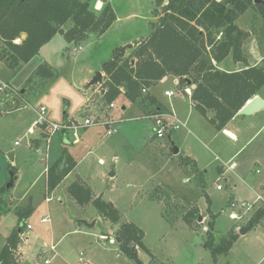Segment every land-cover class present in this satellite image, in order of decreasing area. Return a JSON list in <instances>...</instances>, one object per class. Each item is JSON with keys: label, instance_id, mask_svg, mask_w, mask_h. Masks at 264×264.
<instances>
[{"label": "rangeland", "instance_id": "374dc122", "mask_svg": "<svg viewBox=\"0 0 264 264\" xmlns=\"http://www.w3.org/2000/svg\"><path fill=\"white\" fill-rule=\"evenodd\" d=\"M99 1L103 6L105 0ZM107 1L116 21L102 37L90 36L79 44L83 48L79 53L72 51L78 45L65 44L61 35L51 42L49 64L57 75L53 80L44 82L34 77L28 82L40 64L37 56L16 70L0 61V81L20 94H0V189H5L12 205V210L0 218V253L18 225L17 209L31 207L33 211L25 220L31 229H25L23 254L18 256L22 264H46V260H50L48 264H78L81 254L91 264H137L119 252L116 235L127 223L143 232L144 248L136 250L145 264H264V217L245 235L239 233L264 207V128L236 159L239 167L235 173L219 174L221 159L208 172L197 174L191 166L178 164L181 158H175L171 148L172 144L178 148L174 135L169 138L167 133L158 139L154 121L141 106L120 96L114 101L115 107L108 110L102 84L90 87L91 81L104 62L115 54L119 56L117 50L133 44L119 57L132 55L136 44L149 35L150 24L162 17L161 3L167 0ZM237 25L252 32L243 42V56L252 65H263L261 17L248 10L238 18ZM222 67L238 71L244 68V62L235 61L232 52ZM104 75L103 83L107 79ZM166 91L178 92L172 76L151 88L157 101L168 109L180 98L189 99L184 93L168 98ZM260 96L264 99V87ZM1 104L12 111L1 113ZM91 104H95V113L88 114ZM40 106L48 109L50 120L57 124L72 120L81 123L87 114L94 117L109 112L111 117L106 120L110 119L116 132L109 135L110 126L97 125L78 129V143L73 130L59 131L46 139L40 128L32 125ZM261 112L264 122V110ZM35 140H41L38 147ZM64 158L73 159L77 167L51 191L47 169ZM10 166L16 169V177L11 175ZM78 179H83L94 198L105 201L108 196L106 202L118 210L119 222L103 219L92 202L82 207L69 196L67 188ZM47 198L51 200L47 202ZM233 203L235 208L231 207ZM241 203H248L250 209H240ZM193 209L199 212L198 217L189 214ZM232 212L238 220L230 217ZM211 223L214 245L233 232L237 235L232 248L217 257L208 244ZM52 245L55 251L49 249Z\"/></svg>", "mask_w": 264, "mask_h": 264}, {"label": "trees", "instance_id": "16d2710c", "mask_svg": "<svg viewBox=\"0 0 264 264\" xmlns=\"http://www.w3.org/2000/svg\"><path fill=\"white\" fill-rule=\"evenodd\" d=\"M97 1L0 0V61L9 69L16 70L38 56L40 50L57 35L63 36L68 44L75 45L90 36H103L116 21V13L109 1L101 10H96ZM255 1H162V17L150 24L149 35L136 44L132 55L123 59L115 54L103 63L101 70L107 76L102 83L106 103L111 104L124 96L149 115L167 112L149 94V89L163 78L174 76L180 80L181 87L191 88L194 108L204 117L209 111L214 112L210 123L217 130H223L248 101L260 95L264 87V60L261 66H248L235 72L221 71L213 63H221L232 52L235 61L246 62L242 46L250 35L238 27L237 20L246 11L252 10L261 17L264 26V2ZM69 23L71 26H68ZM22 35H26V39L19 42ZM56 76L50 65L42 63L28 82L34 77L45 82ZM187 80L191 81V86H188ZM144 89L148 90L147 94L143 93ZM76 165L73 159L64 158L51 166L47 172L49 190L54 191ZM193 169L197 173L196 165L192 166ZM9 170L16 177V169L10 166ZM67 193L82 207L92 202L103 219L119 222L118 210L111 203L94 198L84 181L71 184ZM5 194V189H0V218L12 210ZM32 211L31 207L17 209L18 225L6 239L0 253V264H22L18 256L25 240V220ZM189 214L198 217L199 212L193 209ZM253 216L252 221L256 225L264 217V207ZM189 218L188 215V221ZM212 230L213 223L208 231L211 236L208 244L213 256L226 254L237 239L236 233L214 245ZM116 237L121 255L135 260L137 264H145L137 255L136 247H143L144 237L137 226L124 224Z\"/></svg>", "mask_w": 264, "mask_h": 264}, {"label": "crops", "instance_id": "0c3cea01", "mask_svg": "<svg viewBox=\"0 0 264 264\" xmlns=\"http://www.w3.org/2000/svg\"><path fill=\"white\" fill-rule=\"evenodd\" d=\"M97 2L95 3L96 6H97ZM100 3H101V7L100 9L97 10H101L103 7L102 2ZM248 33L251 34L252 32L249 31ZM63 40L65 41L64 38ZM51 42H49L40 50V53L37 56L40 60L39 65H41L42 63H47L48 65H50L48 57H49V47L51 46ZM65 44L68 45L66 41ZM244 58L246 59V62H244V68L239 69L238 71H242L246 69L248 66H258V65L250 64L246 56ZM213 63L219 70L229 72L222 67L224 61H222L219 64L216 63L215 61H213ZM100 72L103 74V80H104V76H105L104 72H102V70ZM231 72H235V71H231ZM170 77L171 76H167L158 83H163L167 81ZM174 79L176 81L178 78L174 77ZM151 88L149 89V94L153 98H155V96L151 93ZM22 93H24V91H22ZM188 98L189 99L180 98V100L177 101V103H174L172 107L170 106V109L164 107V105L160 103L168 113H173L184 124V126L180 127L178 131H174V134H172L173 131L169 133V138L173 137L174 135V141H176L174 143L179 148L178 155H174L172 151V154L175 158L177 157H179V159L181 158L178 164L181 166L184 165V167L186 168H190V166L192 168L193 165H196L197 174L200 173L203 174L204 171L208 172L210 166L214 165L216 161H220L221 159H223L222 167L218 168L219 174L225 175L227 172L235 173L239 167V164L236 163L237 161L236 159H238L241 156V154L248 147V145L251 144L263 131L264 122L261 117L262 112L251 116H239L237 114L223 130H217L214 127V125L210 123V119L214 116V112L209 111L207 117L202 116L194 108L191 102V97L188 96ZM155 100L157 101L156 98ZM183 102H184V106H182ZM123 109L125 110V108ZM90 113H95V104L90 105L88 114ZM35 122L36 121H34L32 125H34ZM30 129H32V126L29 128V130ZM34 144L36 147H38L41 144V140H35ZM171 148H173L172 145ZM187 159L190 160V162H186ZM21 253L23 254L22 248H21Z\"/></svg>", "mask_w": 264, "mask_h": 264}, {"label": "built area", "instance_id": "2783aa9c", "mask_svg": "<svg viewBox=\"0 0 264 264\" xmlns=\"http://www.w3.org/2000/svg\"><path fill=\"white\" fill-rule=\"evenodd\" d=\"M75 45V44H72ZM72 51L74 53H79L82 51V47L80 45L74 47L72 49ZM175 86L178 88V92H174V91H166L165 92V96L168 98H174V97H179L181 96V94H185L189 97L192 96V90L189 87H181L180 85V80L177 79L175 81ZM12 94L15 97H20L19 92H16L13 90V88L8 84V83H4L0 81V94ZM144 94L148 93L147 89L143 90ZM19 104V101H17V105ZM115 107V103H111L108 105V110H112ZM12 110H6L4 108V104H1V113H5L8 114L10 113ZM36 113H37V120L34 123V127H38L40 128V132L42 134V136L46 139H49L53 134L59 132V131H69V130H73L75 131L74 135L76 137L75 143L78 142V137H77V133L76 131L80 128H86V127H90V126H97V125H104V126H110L112 125V123L110 122V119L106 120V117H111L110 113H106L105 115H99V116H94V117H88L87 114V118L84 119L83 122H78L77 120H72V121H67L66 123L63 124H57L53 121L50 120L49 118V111L45 106H40L39 108L36 109ZM149 118H151L154 123H155V135L158 139H163L165 137V135L167 133H170L171 131L177 130L180 127L184 126V124L173 114V113H168V112H163V113H153L151 115H149ZM116 130L110 126V128L107 131V134L111 135L113 133H115ZM30 133H34L33 129H30ZM48 143V141H47ZM29 147L33 148V144L31 142L28 143ZM48 171V169H47ZM221 187L218 186V189H220ZM50 198H47V202L50 201ZM259 200H261L259 198ZM232 208L236 207V204H232L231 205ZM240 209H247L249 210V204L248 203H241L238 206ZM230 217L234 220H238L239 216L235 213L232 212L230 214ZM43 222H46L47 219L44 218L42 220ZM27 229H31L30 225H27ZM25 238V236H24ZM110 243H114L113 239H110ZM51 251H55V246L52 245L49 248ZM50 262V260H46L45 263L48 264ZM78 264H91L88 261H85L83 259V255L81 254V257L79 259V263Z\"/></svg>", "mask_w": 264, "mask_h": 264}, {"label": "water", "instance_id": "95a60500", "mask_svg": "<svg viewBox=\"0 0 264 264\" xmlns=\"http://www.w3.org/2000/svg\"><path fill=\"white\" fill-rule=\"evenodd\" d=\"M107 0L104 1V3H106ZM264 1L262 0H256L255 3H262ZM26 39V35H22L20 40L23 41ZM133 48V44H129L125 47H123L120 51L119 56H124L126 50L128 49H132ZM134 62V60L132 61ZM188 82V86H191L192 83L190 80H187ZM103 83V74L101 72L96 73L95 77L93 78V80L90 83V87L98 85V84H102ZM264 110V99L260 96H255L253 99H251L250 101L247 102V104L238 112L239 116H251L254 114H257L261 111ZM172 151L174 155H178L179 154V149L177 147L174 146V144H172ZM11 158H13V155H11ZM110 176H114V173H111ZM13 185V181L8 185L9 187H12ZM108 199V196L105 197V201ZM199 221H202V217L199 218ZM84 224H86L89 227H93L92 225H88L87 223L84 222ZM255 226V223L253 221H250L249 224L243 228H241L240 230V234L241 235H245L248 231H250L253 227Z\"/></svg>", "mask_w": 264, "mask_h": 264}, {"label": "bare ground", "instance_id": "6f19581e", "mask_svg": "<svg viewBox=\"0 0 264 264\" xmlns=\"http://www.w3.org/2000/svg\"><path fill=\"white\" fill-rule=\"evenodd\" d=\"M100 7H101V3L98 2V3H97V9H100Z\"/></svg>", "mask_w": 264, "mask_h": 264}]
</instances>
